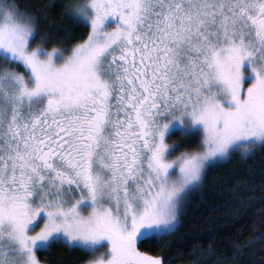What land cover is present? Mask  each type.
Here are the masks:
<instances>
[{"label":"snow or ice","instance_id":"obj_1","mask_svg":"<svg viewBox=\"0 0 264 264\" xmlns=\"http://www.w3.org/2000/svg\"><path fill=\"white\" fill-rule=\"evenodd\" d=\"M66 13L86 38L0 0V264H45L57 245L84 264H162L142 246L175 232L211 168L264 148V0Z\"/></svg>","mask_w":264,"mask_h":264},{"label":"trees","instance_id":"obj_2","mask_svg":"<svg viewBox=\"0 0 264 264\" xmlns=\"http://www.w3.org/2000/svg\"><path fill=\"white\" fill-rule=\"evenodd\" d=\"M75 0H20L36 14L42 30L71 42L86 38L88 28L73 23L66 6ZM70 34V35H69ZM188 145L173 135L169 141ZM178 154V153H177ZM264 232V148L246 158L233 156L208 171L202 187L191 193L172 235L142 250L161 257L162 264H264V246L257 242L237 249L235 241ZM45 264H84L91 253L57 245L39 254Z\"/></svg>","mask_w":264,"mask_h":264},{"label":"rangeland","instance_id":"obj_3","mask_svg":"<svg viewBox=\"0 0 264 264\" xmlns=\"http://www.w3.org/2000/svg\"><path fill=\"white\" fill-rule=\"evenodd\" d=\"M257 149H259V148H257ZM257 149H256V150H257ZM256 150H255V151H256ZM255 151H254V152H255ZM254 152H253V153H254ZM253 153H252V154H253ZM250 155H251V154H250ZM227 160H228V159H227ZM227 160H225V161H227ZM223 162H224V161H223ZM221 163H222V162H221ZM190 194H191V193H190ZM190 194H189V195H190ZM188 197H189V196H188ZM188 197H187V198H188ZM186 200H187V199H186ZM186 200H185V201H186ZM184 203H185V202H184ZM100 252H103V249H100ZM97 254H99V253H97Z\"/></svg>","mask_w":264,"mask_h":264}]
</instances>
